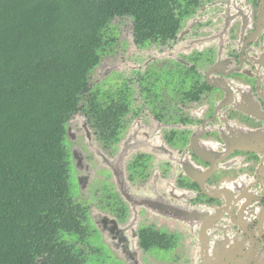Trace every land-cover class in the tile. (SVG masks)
I'll use <instances>...</instances> for the list:
<instances>
[{"label": "flooded vegetation", "instance_id": "obj_1", "mask_svg": "<svg viewBox=\"0 0 264 264\" xmlns=\"http://www.w3.org/2000/svg\"><path fill=\"white\" fill-rule=\"evenodd\" d=\"M175 11L100 30L66 122L84 264H264V0Z\"/></svg>", "mask_w": 264, "mask_h": 264}, {"label": "trees", "instance_id": "obj_2", "mask_svg": "<svg viewBox=\"0 0 264 264\" xmlns=\"http://www.w3.org/2000/svg\"><path fill=\"white\" fill-rule=\"evenodd\" d=\"M176 1L0 0V264H84L67 238L86 224L68 204L66 122L100 30L123 15L169 26Z\"/></svg>", "mask_w": 264, "mask_h": 264}, {"label": "rangeland", "instance_id": "obj_3", "mask_svg": "<svg viewBox=\"0 0 264 264\" xmlns=\"http://www.w3.org/2000/svg\"><path fill=\"white\" fill-rule=\"evenodd\" d=\"M62 235V237H65V234L64 233H62L61 234ZM71 238V240H68L69 242H71L74 246H78V245H80V242H79V240L77 239V236L76 235H73V236H71L70 237ZM73 246V247H74ZM86 252L84 253V255L85 254H90V255H92V254H94V252H95V250L92 248V249H88V248H86V247H84L83 248ZM85 261H86V258H85Z\"/></svg>", "mask_w": 264, "mask_h": 264}]
</instances>
